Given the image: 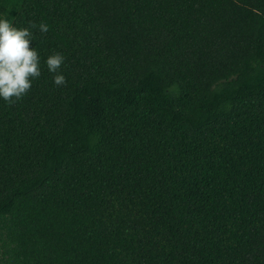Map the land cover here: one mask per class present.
I'll return each mask as SVG.
<instances>
[{
  "label": "trees",
  "instance_id": "obj_1",
  "mask_svg": "<svg viewBox=\"0 0 264 264\" xmlns=\"http://www.w3.org/2000/svg\"><path fill=\"white\" fill-rule=\"evenodd\" d=\"M0 15L40 68L0 98V264H264V0Z\"/></svg>",
  "mask_w": 264,
  "mask_h": 264
},
{
  "label": "clouds",
  "instance_id": "obj_2",
  "mask_svg": "<svg viewBox=\"0 0 264 264\" xmlns=\"http://www.w3.org/2000/svg\"><path fill=\"white\" fill-rule=\"evenodd\" d=\"M41 31L47 25H39ZM31 33L27 27H16L0 15V98L9 100L19 98L31 86L30 77L40 74L39 57L34 47H29ZM64 57L56 52L46 58V65L53 76L54 83H64V75L58 72Z\"/></svg>",
  "mask_w": 264,
  "mask_h": 264
}]
</instances>
